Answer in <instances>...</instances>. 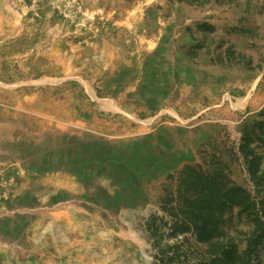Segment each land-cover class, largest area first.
Here are the masks:
<instances>
[{"label": "rangeland", "instance_id": "374dc122", "mask_svg": "<svg viewBox=\"0 0 264 264\" xmlns=\"http://www.w3.org/2000/svg\"><path fill=\"white\" fill-rule=\"evenodd\" d=\"M261 121L264 0H0V264H209L168 192L214 152L257 196Z\"/></svg>", "mask_w": 264, "mask_h": 264}, {"label": "trees", "instance_id": "16d2710c", "mask_svg": "<svg viewBox=\"0 0 264 264\" xmlns=\"http://www.w3.org/2000/svg\"><path fill=\"white\" fill-rule=\"evenodd\" d=\"M263 125L257 123L260 133L246 122L239 146L251 180L263 186L257 196L233 180L228 162L214 152L211 168L186 163L178 171L177 192H168L178 201L174 230L192 232L206 244L209 264H264V153L258 151L264 152ZM241 223L249 228L240 229Z\"/></svg>", "mask_w": 264, "mask_h": 264}, {"label": "crops", "instance_id": "0c3cea01", "mask_svg": "<svg viewBox=\"0 0 264 264\" xmlns=\"http://www.w3.org/2000/svg\"><path fill=\"white\" fill-rule=\"evenodd\" d=\"M49 178L58 188H75L76 180L72 175L51 174Z\"/></svg>", "mask_w": 264, "mask_h": 264}]
</instances>
